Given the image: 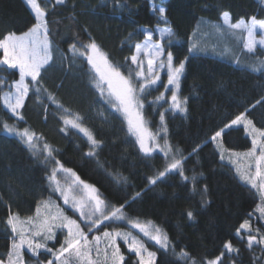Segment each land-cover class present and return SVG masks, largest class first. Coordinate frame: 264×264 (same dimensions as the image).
Wrapping results in <instances>:
<instances>
[{
    "label": "trees",
    "instance_id": "obj_1",
    "mask_svg": "<svg viewBox=\"0 0 264 264\" xmlns=\"http://www.w3.org/2000/svg\"><path fill=\"white\" fill-rule=\"evenodd\" d=\"M126 2L133 12L131 17L128 10L114 9L111 3L106 7L99 6L101 0H67L65 5L55 7L54 0H38L42 7L48 9L52 39L61 52L67 53L74 40L87 43L90 34L117 64H123L125 57L131 55L130 45L144 39L139 29L151 28L156 24L149 0ZM156 3H160V0H156ZM163 6L167 8L168 19L177 33L169 49L174 54L175 62L178 64L185 56L190 57L180 90L181 98H189L188 112L185 116L169 111L165 116V124L169 142L189 157L184 163L187 174L191 176L193 170L197 174L203 173L195 193L191 191V184H182L176 174L167 176L162 182L145 190L148 178L163 169L164 156L154 152L151 157H144L139 152L134 138L127 136L126 128L121 130L124 127L122 119L112 114L90 86L89 77L85 74L88 71L86 61L78 60L76 65L68 67L67 62L62 66L57 59L44 72L42 84L55 94L65 108L79 113L84 126L103 141L95 157L84 155L89 145L82 134L74 129H70L67 135L59 131L63 125L59 120L61 113L55 105L49 106L45 119L44 108L31 93L21 110L24 120L19 125L30 128L43 138V142L58 149L56 158L73 169L82 180L96 186L110 203L119 205L128 200L125 209L128 216L139 217L141 221L151 220L158 225L168 234L177 252L185 248L197 259H210L219 255L223 242L231 240L234 246L240 248V255L236 258L238 264H251V254L245 248L246 240L241 242L235 236V229L248 218L258 198L249 187L234 178L232 165L228 164L226 156L223 162L220 160L216 145L210 138L246 109L245 114L256 126H264V73H254L246 67L257 56L264 59V48L257 46L255 53L250 54L244 49L239 34L221 35L212 26H222L220 16L224 11L230 13L233 23L252 16L264 19V2L164 0ZM73 15L75 19H72ZM33 22L31 10L24 0H0V36L13 31L20 34ZM190 43L198 44L210 53L220 54L215 56L204 51L189 53ZM236 59L240 61L239 66L234 63ZM17 77L18 72L13 75L0 68V78H5L8 84ZM61 82L63 87L58 89L56 85ZM159 91H163V88L153 91L148 99L158 95ZM44 103L49 102L45 100ZM164 107L167 108L166 105ZM10 117L11 114H6V110L0 107V119L14 123L15 118ZM146 118L152 130L156 131L160 126L159 111L147 108ZM220 140L229 150H245L251 145L241 126L226 130ZM193 149L197 151L193 152ZM42 159L34 158L17 138L8 137L0 131V254L6 253L9 243L8 229L4 223L8 205L23 217L32 213L41 196L49 195L46 176L52 165H44ZM116 173L127 177V183H116ZM205 184L209 203L201 207L199 189ZM142 190V196L131 201V197ZM189 208L196 212L195 221H189L185 215ZM254 222L263 228L255 216L251 219L253 226ZM146 243L153 251H157L158 264H183V261H176L171 249L165 253L158 250L154 243ZM122 249L126 253L127 264H135V255ZM254 251L259 252V247H255ZM26 254L24 260L26 264H31ZM39 256L46 260L50 254L41 250ZM223 264H231L230 259L225 257Z\"/></svg>",
    "mask_w": 264,
    "mask_h": 264
},
{
    "label": "snow or ice",
    "instance_id": "obj_2",
    "mask_svg": "<svg viewBox=\"0 0 264 264\" xmlns=\"http://www.w3.org/2000/svg\"><path fill=\"white\" fill-rule=\"evenodd\" d=\"M149 2L150 11L156 19L155 26L141 27L139 34L143 35V41L130 45L131 55L125 57L123 64H117L90 34L87 43L74 40L67 53L61 52L52 39L53 32L47 19V7H42L38 0H25L31 9L34 22L20 34L13 31L0 36V68L13 75L18 72L19 76L10 84L5 78H0V107L6 110V114H11L10 118L23 121L21 110L26 106L30 93L44 108L45 119L49 106L55 105L61 113L59 120L63 125L59 131L65 135L70 129L82 133L89 145V150L84 155L95 157L103 146V141L97 139L94 133L84 126L83 117L79 113L65 108L55 94L42 84L44 72L52 67L57 59L62 66L67 62L68 67L76 65L78 60L86 61L88 71L85 74L89 77L90 86L111 109L112 114L117 119H122L124 127L121 130L126 128L127 136L134 138L139 152L144 157H151L154 152L163 153L164 167L148 178L145 190L162 182L167 176L176 174L182 184L190 183L191 191L195 193L203 173L197 174L193 170L191 176L187 174L184 163L189 157L184 156L180 148L173 147L169 142L165 124V116L169 111L185 116L188 112L189 98H181L180 90L182 78H186V65L190 57L185 56L178 64L175 62L174 54L169 49L176 40L177 33L168 19L167 8L163 6L164 0H160V3H156V0ZM66 3L67 0H54L53 7ZM109 3L114 9L128 10L130 17L133 15L126 0H101L99 6L106 7ZM72 19H75L74 15ZM220 20L222 26L213 25L214 30L221 35L239 34L248 53H255L257 46L264 48V19L252 16L233 23L230 13L224 11ZM161 24L164 26L161 27ZM131 36L132 33L129 34V39ZM189 40L191 41V37ZM198 51L206 49L190 43L188 52ZM234 63L239 66L240 61L236 59ZM246 67L251 72L264 73V59L257 56L255 61ZM162 71L166 73V82L161 77ZM56 87H63V82ZM4 88L7 90L4 91ZM160 88H163V91L148 99L153 91ZM169 92L170 96L167 95ZM45 100L49 103L45 104ZM164 105L168 107L165 108ZM147 108L159 111L160 126L156 131L152 130L151 123L146 118ZM246 112L247 109L229 123H225L210 139L216 143L226 130L239 125H243L247 137L251 139V147L245 152L226 149L223 143H217V148L222 162L226 159L225 153H228V164L234 169V178H238L259 198L253 211L248 213V218L235 229V236L241 242L246 240L245 248L251 254V264H264V228L254 227L251 223L254 216L258 222L264 223V127H257L247 117ZM0 131L8 137L17 138L34 158L43 157L41 163L44 165H52L46 176L49 195L41 196L36 201L30 215L22 217L8 205L9 211L4 223L8 229L9 243L6 245V253L0 254V264H26L24 249L37 258L36 264H45L38 258L41 250L50 254L51 258L46 260V264H127L118 241H123L127 251L135 255V264H158L157 251L149 250L146 241L154 242L158 250L165 253L171 249L176 261H183V264H223L225 257L230 259L231 264H238L236 258L240 255V248L234 246L231 240L223 242L219 255L210 259H197L185 248L177 252L175 244L162 228L151 220L141 221L139 217H129L125 210L129 204L128 200L119 205L110 203L96 186L82 180L73 169L65 167L56 158L58 149L47 142H44L41 148L38 142L43 138L30 128L21 129L15 123L0 119ZM196 151L197 149H193V152ZM114 180L118 184L127 183V177L119 173L114 174ZM143 191L136 192L131 201L139 199ZM199 193L201 207H206L209 203L206 198V184L199 189ZM53 195L63 201V206L52 199ZM69 210L72 215L68 214ZM185 215L189 221L196 219V212L192 208L187 209ZM116 222L126 224L128 230L121 227L109 228V224ZM101 228L104 230L100 231ZM133 230H136L135 233ZM61 234L63 240L60 241V246L49 247L48 243L58 241ZM257 246L259 252L254 251Z\"/></svg>",
    "mask_w": 264,
    "mask_h": 264
},
{
    "label": "rangeland",
    "instance_id": "obj_3",
    "mask_svg": "<svg viewBox=\"0 0 264 264\" xmlns=\"http://www.w3.org/2000/svg\"><path fill=\"white\" fill-rule=\"evenodd\" d=\"M25 1V0H24ZM31 10V9H30ZM161 27H163V26H161ZM257 36L259 37V32L257 33ZM143 41V40H142ZM142 41H140V42H142ZM202 52V51H201ZM206 54H212V55H215V56H218L217 54H220V53H215V52H208V51H204ZM161 77H162V79L166 82V80H167V76H166V73L164 72V71H162L161 72ZM19 78V76L16 78V79H18ZM11 83V82H10ZM7 90V89H6ZM6 90H4V91H6ZM167 95H171V93L169 92ZM166 107H168V105H166ZM248 117V116H247ZM249 118V117H248ZM250 119V118H249ZM19 122H20V120H16V119H14V123L17 125V127H19V128H21V129H23V128H25L26 126H20L19 125ZM239 126H241L242 128H243V125H239ZM233 127H235V126H233ZM258 127V126H257ZM262 127H264V126H262ZM244 129V128H243ZM245 132V131H244ZM80 134H82V133H80ZM246 134V133H245ZM83 135V134H82ZM86 138V137H85ZM250 139V138H249ZM250 142H251V139H250ZM39 143V145H40V147L42 148L43 147V141L41 140V141H39L38 142ZM161 143H163V140H161ZM217 143H222L221 142V140H220V138H218V141L215 143V145H216V148H217ZM224 146V145H223ZM250 147H251V145H250ZM249 147V148H250ZM224 148H226L225 146H224ZM248 148V149H249ZM227 149V148H226ZM248 149H245V150H231V151H235V152H245V151H247ZM217 150H218V148H217ZM218 152H219V154H220V151L218 150ZM163 154V153H162ZM225 156L226 157H228V153H225ZM226 160H228V159H226ZM65 166V165H64ZM65 167H67V166H65ZM69 168V167H68ZM257 198H258V196H257ZM52 199L55 201V202H57V203H59V204H61L62 206H63V201L62 200H60L57 196H55V195H53V197H52ZM258 202H259V198H258ZM64 207H67V206H64ZM68 214L69 215H72V213H71V211L69 210L68 211ZM142 221H144V220H142ZM263 224V228H264V223H262ZM112 227H121L122 229H124V230H128V226L126 225V224H123V223H121V222H116L115 224H109V228H112ZM254 227H260V225L258 224H256L255 222H254ZM104 229L103 228H101L100 229V231H103ZM134 231V233H135V231L136 230H133ZM141 236H142V234H140ZM145 240H146V238H144ZM63 240V235L61 234L60 236H59V240L58 241H52V242H49L48 243V246L49 247H53V246H55L56 248H58L59 246H60V241H62ZM147 242V241H146ZM148 242H151V241H148ZM118 243H120L121 244V251H122V253L125 255V257H126V253L123 251V249L122 248H125L126 250H127V247H126V245H124L123 244V241H118ZM152 243H154V242H152ZM149 250H151V251H153L151 248H149ZM24 251V256H25V254H26V256H28L29 255V257L27 258L28 260H29V262L31 263V264H36V259L37 258H34V257H32L31 256V253H29V252H27V250L26 249H24L23 250ZM39 258V260H41V261H44L45 262V264H46V260L47 259H49V258H51V257H49V258H47L46 260H44V259H41L40 258V256L38 257Z\"/></svg>",
    "mask_w": 264,
    "mask_h": 264
}]
</instances>
